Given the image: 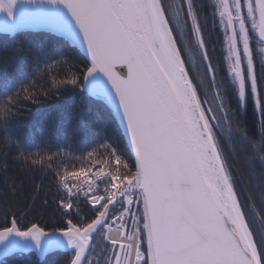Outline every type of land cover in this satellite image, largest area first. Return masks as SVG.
Wrapping results in <instances>:
<instances>
[{
  "label": "snow or ice",
  "instance_id": "1",
  "mask_svg": "<svg viewBox=\"0 0 264 264\" xmlns=\"http://www.w3.org/2000/svg\"><path fill=\"white\" fill-rule=\"evenodd\" d=\"M212 7L226 53L219 66L209 55L194 0L175 6L164 0H0V33L15 38L21 31L43 30L62 38L53 41L56 47L19 55L18 46L0 64V94L9 105L0 123L7 125L15 115L11 109L18 110L34 64L70 63L74 70L62 83L79 87L82 80L85 93L65 118L66 128L73 118L94 134L98 125L122 128L133 159L130 166L112 149L115 173L101 168L93 179L82 169L61 176L56 206L69 217L67 225L48 232L37 222L6 217L0 258L67 247L74 252L70 264H82L93 237L103 232L112 246L106 264H264V232L245 211L252 197L228 164L219 135L225 124L235 126L241 143L252 148L261 169L247 175L250 186L255 178L264 194V148L256 151L257 142L231 107L233 98L241 108L251 104L264 139V80L257 75L253 47L264 44V0H216ZM193 70H202L205 80L195 82ZM201 86L213 90L211 102L208 91H198ZM68 177L77 182L70 184ZM101 179L109 186L97 195ZM81 199L94 218L73 222Z\"/></svg>",
  "mask_w": 264,
  "mask_h": 264
},
{
  "label": "trees",
  "instance_id": "2",
  "mask_svg": "<svg viewBox=\"0 0 264 264\" xmlns=\"http://www.w3.org/2000/svg\"><path fill=\"white\" fill-rule=\"evenodd\" d=\"M194 4L204 26L213 64L219 66L223 63V53L220 50V35L210 11V0H194ZM60 39L45 32H19L15 38L0 33V64L18 46L17 55L28 50L40 51L56 47L53 41ZM65 43L68 48L73 47L67 41ZM76 52L83 55L78 49ZM71 56L75 57V53H71ZM74 63L79 65V58H75ZM80 68L82 70V65ZM73 70V65L66 62L41 60L38 65L34 64L32 75L23 85L27 91L21 94L22 103L17 105L18 110L11 109L15 115L7 117V125L0 123V224L5 222L6 217L10 220L15 216L21 224L37 222L47 231L65 227L69 217L62 215L56 206L57 194L62 191L59 187L61 176L67 172L90 168L96 163L116 171L119 166L115 163V157L109 155L112 149H116L121 159L130 166L133 164L121 129L117 132L114 128L104 129L98 125L94 134L75 118L66 128L65 118L73 115L81 103L80 94L85 93L82 80L79 87L62 83ZM9 72H12L11 68ZM221 76L223 72L218 73V79ZM29 97H35L38 103H33ZM88 99L95 100L93 97ZM231 107L238 112L239 118L247 126L248 134L257 142L256 151L259 153V149L264 148V139L258 133L259 113H254L251 104L246 108L239 107L235 98L231 101ZM7 111L8 98L0 94V120L4 119ZM230 129L234 136L229 145H222V149L236 174L241 177L248 195L252 197L251 206L264 227V194L255 187V178L251 180L250 186L247 175L249 171L259 173L261 163L253 157L252 148L241 143L235 126ZM66 131L69 136L65 135ZM13 132L15 135H12ZM14 144L19 146V151ZM33 160L38 163L33 164ZM79 206L80 215L77 217L74 214L71 217L73 222L79 220L83 223L94 218V214L89 212L87 201L81 199ZM105 240L110 244L106 237ZM73 256L72 252L56 251L41 261L33 252L16 253L3 259L0 264H70Z\"/></svg>",
  "mask_w": 264,
  "mask_h": 264
},
{
  "label": "rangeland",
  "instance_id": "3",
  "mask_svg": "<svg viewBox=\"0 0 264 264\" xmlns=\"http://www.w3.org/2000/svg\"><path fill=\"white\" fill-rule=\"evenodd\" d=\"M180 2H181L180 0H165V3L166 4L173 5V6H175L176 4H178ZM212 2L216 3V0H212ZM181 18L182 19L184 18L183 13L181 14ZM195 59H200V57L197 55L195 57ZM193 73H196V71H192V74ZM201 75L202 76L199 78L198 81L205 80V74L203 73V71H202ZM199 89H198V91H200L201 94L204 91H208V93H209L208 100H209V102H211V99H212V91L213 90L206 89L203 86H201V88H199ZM208 106L209 105H205V107H208ZM208 115H211V113H208ZM219 135L221 137V139H220L221 145H224L225 144V146H226V145H229L230 144V141L233 138L234 133H232L231 129L227 126V124H225V126L223 127L222 132L219 133ZM224 155H225V153H224ZM227 162H228L229 165H231L230 162L228 161V159H227ZM231 167H232V165H231ZM232 169H233L234 174L237 175L233 167H232ZM246 195H248L247 191H246ZM239 199L241 201H244V196H240ZM249 204H250V207H248V208L245 209L246 213L248 214L249 219H252L253 217H255L256 218V229H257V231L258 232H264V227L262 226V223L258 219V217H257V215H256V213L254 211V208L251 206V201L249 202ZM104 235L105 234L102 232L100 234H97V236L95 237L94 244H93L92 249H91V251H90V253L88 255V259H87V262L86 263H91V264H106V260L109 258L110 254H111V247L112 246H111V244H108L106 242Z\"/></svg>",
  "mask_w": 264,
  "mask_h": 264
},
{
  "label": "flooded vegetation",
  "instance_id": "4",
  "mask_svg": "<svg viewBox=\"0 0 264 264\" xmlns=\"http://www.w3.org/2000/svg\"><path fill=\"white\" fill-rule=\"evenodd\" d=\"M213 4H215V3L212 2V0H210V7H211L210 11H211V15H212L213 19L215 20V26H216L217 21H218V17L213 16V7H212ZM217 30H218V33L220 35V50L223 53V57H224V55L226 53L224 52L223 36H222V33L218 27H217ZM205 38H206V36H205ZM253 47H254V61L256 63L257 75L261 80H264V66H262V60H264V52L260 51V49L264 48V44H256L254 42ZM208 48H209V46H208ZM209 55H210V52H209ZM195 65H196V69H200V59H195ZM214 66H215V64H214ZM225 67H226V64H225ZM193 71H196V73H193L192 76L194 77L195 82L199 83L200 81H198V80L202 76L201 75L202 70H193Z\"/></svg>",
  "mask_w": 264,
  "mask_h": 264
},
{
  "label": "water",
  "instance_id": "5",
  "mask_svg": "<svg viewBox=\"0 0 264 264\" xmlns=\"http://www.w3.org/2000/svg\"><path fill=\"white\" fill-rule=\"evenodd\" d=\"M24 7H28V6H24ZM32 7H35V5H33ZM0 20H2V18H0ZM25 31H43V30H25ZM22 32V31H21ZM43 32H47V31H43ZM48 33H50V32H48ZM52 34H54V33H52ZM54 35H56V36H58L59 37V35L58 34H54ZM61 38V37H60ZM68 43H70V42H68ZM71 44V43H70ZM82 54H83V50L82 49H79V48H77ZM126 71V70H125ZM109 87H110V85H109ZM94 98V97H93ZM117 123L119 124V121H117ZM121 131H122V133H123V129L121 128ZM47 231V230H46ZM48 232H51V231H48ZM91 244H92V241H91ZM90 249V248H89ZM89 249H87L86 250V252H85V254H84V257L82 258V264H84V261H85V259H86V257H87V254H88V251H89ZM56 251H64V252H73V250L72 249H70V248H67V247H65V248H59V249H55V250H53V251H49V252H47V253H45L43 256H41L35 249H32V250H29V251H17V252H15V253H13V254H11V255H14V254H16V253H31V252H33V253H35L36 255H37V257L41 260V261H43L46 257H47V255H49V254H51V253H53V252H56ZM10 255V256H11ZM4 258H0V262L3 260Z\"/></svg>",
  "mask_w": 264,
  "mask_h": 264
},
{
  "label": "built area",
  "instance_id": "6",
  "mask_svg": "<svg viewBox=\"0 0 264 264\" xmlns=\"http://www.w3.org/2000/svg\"><path fill=\"white\" fill-rule=\"evenodd\" d=\"M101 168L103 169V171L105 173H109V172L115 173V172L110 171L108 168H106V167H104L102 165H98V166H95L94 168H92L91 170L87 171L88 172V178H93L94 179L95 177H93V172L96 171V170H98V169H101ZM81 179H84V177H81ZM68 181H69L70 184L77 182L72 177H68ZM98 183H99V190L98 191H101V193L103 194L104 188L105 187H108L109 186V183H108L107 180H104V179L99 180ZM133 211H135V207H133Z\"/></svg>",
  "mask_w": 264,
  "mask_h": 264
}]
</instances>
